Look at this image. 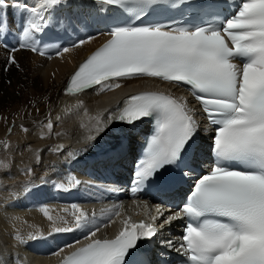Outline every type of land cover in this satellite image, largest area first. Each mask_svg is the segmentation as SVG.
Wrapping results in <instances>:
<instances>
[{
	"label": "snow or ice",
	"instance_id": "snow-or-ice-1",
	"mask_svg": "<svg viewBox=\"0 0 264 264\" xmlns=\"http://www.w3.org/2000/svg\"><path fill=\"white\" fill-rule=\"evenodd\" d=\"M93 3L101 6L97 14L108 6L130 14V20L109 17L113 23L108 32L111 38L79 65L66 83L65 94L75 96L89 89L112 91L122 86V80L155 78L187 86L206 122L197 119V110L189 107L186 99L164 92H140L118 104V115H109V120L133 126L153 118L156 124L155 134L135 164L132 192L144 185L162 193L173 190L204 155L202 133L209 131L207 125L215 126L207 146L213 156L211 166L195 181L179 211L164 217L160 225L187 220L178 246L169 239L166 249L180 253L183 264H264V0H240L236 10L224 15L223 20L219 16L227 11V0H173V8L186 6L197 15H214L217 21L187 25L135 23L156 7L168 6L169 0ZM67 4L68 0H0V37H6L17 23L15 15L8 17L9 7L22 17L18 47H11L4 70L19 67L11 54L19 50L46 55L48 45L42 41L47 32L71 23L69 17L58 14ZM91 39L94 37H88ZM88 40L81 39L71 47H80ZM3 46L8 47L7 42ZM70 50L62 47L57 54L63 57ZM96 121V134L105 131L103 119L97 117ZM46 127L53 128L51 120ZM95 139V135L87 137L88 141ZM62 149L60 146L54 151ZM0 165L7 168L3 161ZM81 183L69 176L55 187L69 191ZM26 187L31 195H40L31 184ZM144 206L147 209V201ZM121 207L109 210L104 227L115 222ZM155 208L163 216L160 205ZM72 209L74 222L70 223L43 208L53 233L87 229L83 239L89 242L64 256L61 264H172L165 259L166 250L153 253L145 244L159 231L153 223L135 222L129 217L121 222L114 238L94 239L101 227L95 223V214L90 217L75 204ZM158 218L152 216L151 220ZM16 239L26 242L19 235ZM28 239L46 237L40 231L29 233ZM64 250L58 248L52 255L59 256ZM0 264L5 262L0 260Z\"/></svg>",
	"mask_w": 264,
	"mask_h": 264
},
{
	"label": "bare ground",
	"instance_id": "bare-ground-1",
	"mask_svg": "<svg viewBox=\"0 0 264 264\" xmlns=\"http://www.w3.org/2000/svg\"><path fill=\"white\" fill-rule=\"evenodd\" d=\"M95 6L97 5L68 0L67 6L59 9L58 14L73 19L77 17V23L81 27V23H86L92 15L104 16V12L96 13V9L101 6ZM6 11L10 19L15 15V30L12 28L9 34L18 46L17 34L22 17L15 8L9 7ZM72 23L75 24V21ZM89 28L92 29L93 36L90 33L88 36L94 39L71 49L63 57H42L38 53L19 50L12 54L16 57L19 67L10 66L7 71L4 67L10 51L0 44V54H5L0 58V155L6 157L4 165L8 166V170L0 173V260L5 264H23L24 260L27 261L26 264H43L44 261L49 263L56 258L51 253H45L48 245L56 244V239H28L29 233L42 231L45 237L53 233L52 222L43 214L44 207L48 208L53 217L64 216L70 223L73 222L72 207H55L52 202L53 187L61 182V175L66 171L68 177L71 175L83 180V185H86L84 188L94 184L95 181H89L91 177L86 173V169L73 168L72 161L79 155H91V147L97 146V143L103 140L114 138L112 120L108 117L114 113L116 104L124 95L147 85L158 84L157 81L142 78L122 80L119 81L122 86L112 91L91 89L75 96L65 94L70 74L80 61L106 39L105 33L99 28ZM162 86L170 91L175 90L176 95L182 92L179 87L168 84ZM79 99L83 101L80 102ZM6 116L18 122L14 134L20 137L12 140V145L18 149L10 151L12 153H5L1 146L6 129L11 127L5 119ZM97 117H101L106 126L105 131L99 134L95 132ZM197 119L201 120L198 114ZM49 120L53 123L51 130L46 127ZM141 126L142 124H139V128ZM205 133H202L204 138ZM89 135H95V141H88ZM21 137L24 138L23 142ZM130 143L129 146L134 147V140H130ZM60 146H63L62 150L54 151ZM69 153H72L71 157ZM90 166L93 169L96 164ZM27 169L32 171L29 173ZM24 173L30 175V178H23ZM29 184L32 190L40 192L38 197L30 194L26 187ZM93 193L98 194L96 188H93ZM43 198L47 202H43ZM118 206H122L120 215L114 217L115 222L108 223L107 228L100 227L98 235L112 233L129 217L135 222L149 221L150 215L144 210L142 200L120 203ZM116 207L110 210L115 211ZM91 209V214H95V223L103 214L109 213L100 203L92 205ZM97 209L104 211L97 212ZM150 211L159 217L157 210ZM104 219L107 222V217ZM173 230L171 232L169 228L163 229L159 239L176 235V228ZM17 235L24 237L26 242L18 241ZM14 255L19 256L17 261L13 259Z\"/></svg>",
	"mask_w": 264,
	"mask_h": 264
},
{
	"label": "rangeland",
	"instance_id": "rangeland-1",
	"mask_svg": "<svg viewBox=\"0 0 264 264\" xmlns=\"http://www.w3.org/2000/svg\"><path fill=\"white\" fill-rule=\"evenodd\" d=\"M13 30H15L14 28H13ZM25 51H29V50H25ZM18 52V51H17ZM31 52V51H30ZM11 54H15V53H11ZM2 56H5V54H3V55H1L0 54V58H2ZM81 100V101H80ZM79 101L80 102H82L83 101V99H79ZM5 119H6V121L8 120V124H11V127H9V128H7L6 130V133L4 134L5 135V137H4V139H3V141H2V144H1V146L3 147V149L6 151L5 153H9L10 151H12L13 149H18V147L16 146V147H14V145H12V140H14L15 138H17V139H19V137H20V135L19 136H17V135H15L14 134V131H15V128H16V123H18L14 118V120L13 119H11V118H9L8 116H6L5 117ZM11 121V122H10ZM13 121V122H12ZM14 124V125H13ZM14 129V130H13ZM13 131V132H12ZM22 134H24V133H22ZM11 135V136H10ZM25 135V134H24ZM20 140L23 142L24 141V138H20ZM10 153H12V152H10ZM5 156H1L0 155V161H3L4 163H5V161H6V157L4 158ZM2 165H0V173H2V172H4L5 170H8V166H7V168L5 169L4 167L2 168L1 167ZM10 168V167H9ZM25 176H27V177H25ZM30 178V175H26V173H24L23 174V178Z\"/></svg>",
	"mask_w": 264,
	"mask_h": 264
}]
</instances>
